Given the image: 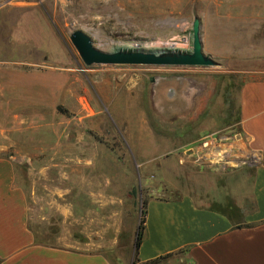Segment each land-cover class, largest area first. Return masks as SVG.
Here are the masks:
<instances>
[{"label": "rangeland", "instance_id": "rangeland-1", "mask_svg": "<svg viewBox=\"0 0 264 264\" xmlns=\"http://www.w3.org/2000/svg\"><path fill=\"white\" fill-rule=\"evenodd\" d=\"M195 16L215 66H88L71 41L80 29L104 51L189 52ZM252 78L264 0H0V175L25 191L40 242L132 264L145 204L182 187L188 148L242 146Z\"/></svg>", "mask_w": 264, "mask_h": 264}, {"label": "crops", "instance_id": "crops-1", "mask_svg": "<svg viewBox=\"0 0 264 264\" xmlns=\"http://www.w3.org/2000/svg\"><path fill=\"white\" fill-rule=\"evenodd\" d=\"M238 96L242 146L216 136L188 148L182 187L146 203L132 264H264V78L245 80ZM29 220L25 191L0 175V264H125L90 242H40Z\"/></svg>", "mask_w": 264, "mask_h": 264}, {"label": "water", "instance_id": "water-1", "mask_svg": "<svg viewBox=\"0 0 264 264\" xmlns=\"http://www.w3.org/2000/svg\"><path fill=\"white\" fill-rule=\"evenodd\" d=\"M201 18L195 16L193 21V45L189 52L148 50L104 51L96 47L92 38L77 29L71 33V41L77 48L82 60L88 66L102 65H150V66H215L217 61L203 50L201 35Z\"/></svg>", "mask_w": 264, "mask_h": 264}, {"label": "trees", "instance_id": "trees-1", "mask_svg": "<svg viewBox=\"0 0 264 264\" xmlns=\"http://www.w3.org/2000/svg\"><path fill=\"white\" fill-rule=\"evenodd\" d=\"M123 50H127V49H123ZM144 212L146 214V210ZM143 223H145V220H144ZM144 230H145V225L141 224V226H140V228H139V230L137 232V236H136V243H135L136 249L140 246V244L142 242V239H143V236H144Z\"/></svg>", "mask_w": 264, "mask_h": 264}, {"label": "built area", "instance_id": "built-area-1", "mask_svg": "<svg viewBox=\"0 0 264 264\" xmlns=\"http://www.w3.org/2000/svg\"><path fill=\"white\" fill-rule=\"evenodd\" d=\"M243 160L245 161V163L251 164V165L255 164L258 161V159L256 157L253 158V155H251V154H249L248 156L244 157Z\"/></svg>", "mask_w": 264, "mask_h": 264}]
</instances>
